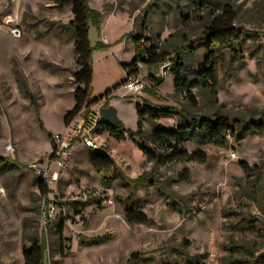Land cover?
<instances>
[{
	"label": "rangeland",
	"instance_id": "obj_1",
	"mask_svg": "<svg viewBox=\"0 0 264 264\" xmlns=\"http://www.w3.org/2000/svg\"><path fill=\"white\" fill-rule=\"evenodd\" d=\"M224 2L238 9V27L259 35L247 39L245 61L236 65V72L220 65L216 93L192 88L193 104L185 92L175 89L171 58L177 48L191 44L194 51L183 55L185 74L198 77L210 41L202 31L209 12L219 13ZM89 4L106 14L123 13L129 22L145 16L147 37L138 42L126 32L115 41L126 27L115 16L113 22L107 20L106 34L90 25L93 79L86 106L90 104L92 111L108 102L117 109L127 135L117 139L103 127L95 132V141L117 168L108 173L93 167L89 152L95 150L75 144L58 183L49 187L56 211L46 227L47 205L28 165L50 158L52 131L64 129L62 115L73 106L72 4L0 0V155L20 162L0 169V264L24 261L23 246L42 232L49 246L44 264H128L134 252H141V258L133 264H187L188 259H202L203 264H264V134L242 131L227 148L191 138L185 147L204 152L207 162L166 164L150 161L128 135L137 129L136 106L144 102L264 124V81L252 53L264 42V0H89ZM104 36L109 43L103 42ZM152 43L165 54V61L145 62L140 70L145 87L131 93L123 86L131 70L124 64ZM158 121L175 127L179 117ZM143 124L150 134L154 122L145 119ZM9 143L14 151L6 149ZM185 169L191 174L188 181L178 177ZM142 174L155 185L127 180ZM126 202L140 207L150 224L129 225ZM94 238L98 243H91Z\"/></svg>",
	"mask_w": 264,
	"mask_h": 264
},
{
	"label": "trees",
	"instance_id": "obj_2",
	"mask_svg": "<svg viewBox=\"0 0 264 264\" xmlns=\"http://www.w3.org/2000/svg\"><path fill=\"white\" fill-rule=\"evenodd\" d=\"M60 7L66 1H71L73 18L69 25L74 33V54L79 64V69L73 72V82L77 84L74 90L75 105L72 110L66 112L64 116L65 124L74 116H76L83 108L90 109L89 95L91 91V83L93 79V70L91 66L92 47L89 40V28L93 24L101 31L103 19V11L91 7L89 0H54ZM195 0H192V2ZM211 15L207 19L203 34L210 36L207 53L203 60L202 67L198 73V77L190 78L185 74L186 63L184 62V54L193 52L191 44L181 46L175 50L172 72L174 74V86L176 90L183 91L193 104H195V96L192 93L194 87H204L211 92L216 93L218 85V71L220 65H226L227 70L236 72V65H240L245 61L244 45L247 39L256 38L259 33L243 27H238V9L228 2H224L219 13L210 11ZM186 19V18H185ZM184 19V20H185ZM147 27V18L136 16L132 24V30L129 34H134L137 41ZM141 30V32H139ZM257 52H252L256 56V65L260 67V72L264 81V42L259 43ZM141 59L151 65L162 63L165 61V54L158 52V45L153 44L146 48L144 53H135L134 59L130 63H125V68L135 69L137 61ZM130 70V71H131ZM156 83L158 79L155 78ZM152 90L151 88H147ZM27 93V91H26ZM110 106L106 102L103 107ZM137 113L139 120L136 130H129L128 135L139 143L140 148L147 155L150 161L158 164H166L169 162H187L195 160L200 163L207 162V156L202 151H189L184 143L195 138L200 142L212 143L220 148H227L231 138H239L242 131L264 134V124L254 122V120H244L241 118L230 117L226 114L216 113L214 115L191 114L183 110H177L175 107L167 104L152 105L149 102L137 104ZM179 117V122L175 127H167L158 120L161 118ZM150 119L154 122V127L150 134H146L144 130V120ZM102 127L117 139H123L127 135V129L119 121L117 126H111L100 120ZM90 161L99 172L108 173L115 167L113 159L108 153L102 149L89 152ZM243 167H247L241 162ZM20 165L17 158L9 155H0V169ZM116 172H118L116 170ZM189 170H182L179 179L188 181L190 179ZM38 179V187L41 196L45 199L46 204L50 202V188ZM133 185L150 184L155 185L151 177L146 178L140 175L136 178H127ZM131 198V197H130ZM125 220L131 226L148 225L151 219L140 210L135 203H125ZM253 228V225H251ZM63 232V224L60 228V237ZM31 243L23 246V256L25 264H44L46 252L49 249L46 234L42 232L41 236L30 238ZM99 238L91 240L92 244L98 243ZM83 243V241H81ZM164 249V248H162ZM158 250V249H157ZM62 253V252H61ZM141 252H134L128 259V264L139 262ZM187 264H203L202 259H188Z\"/></svg>",
	"mask_w": 264,
	"mask_h": 264
},
{
	"label": "built area",
	"instance_id": "obj_3",
	"mask_svg": "<svg viewBox=\"0 0 264 264\" xmlns=\"http://www.w3.org/2000/svg\"><path fill=\"white\" fill-rule=\"evenodd\" d=\"M146 27L143 34L138 39V42L144 41L147 37ZM145 66V62L141 59L137 61L135 69H132L127 74V78L123 83V86L127 91L131 93L141 92L145 87V82L140 70ZM100 109L97 108L92 110L88 116L80 120H71L65 124L64 129L61 131H55L51 134L52 151L50 158L46 161L34 160L28 167L37 177L41 178L42 181L48 186L52 187L56 185L60 179L61 171L65 168L67 160L73 154L75 144L82 142L88 148L93 150L100 149L99 144L95 141L94 134L99 127L101 115ZM6 149L8 151H14L12 144H7ZM44 203L45 199L43 198ZM108 202H112L109 200ZM47 207L43 210V225L47 227L51 218L54 216L56 211V204L50 202L46 204Z\"/></svg>",
	"mask_w": 264,
	"mask_h": 264
},
{
	"label": "crops",
	"instance_id": "obj_4",
	"mask_svg": "<svg viewBox=\"0 0 264 264\" xmlns=\"http://www.w3.org/2000/svg\"><path fill=\"white\" fill-rule=\"evenodd\" d=\"M94 8H97V9H102L101 7H99V6H96V7H94ZM113 16H115L116 18H117V20H120L124 25H125V23H126V27L122 30V31H120L119 33H118V35L116 36V40L115 41H121V39H122V35H125V33L127 32L128 34H129V32L132 30V24H133V22H129V19H130V17H128V16H126V15H124L123 13H118L117 15L116 14H106L105 12L103 13V19H102V24H101V32H102V34H106L105 33V25H106V23H107V20L109 21L110 20V22L113 20ZM135 18V17H134ZM134 18H133V21H134ZM113 22V21H112ZM139 32H141V30L139 31ZM132 34V33H131ZM131 34H129V36L130 37H132V40H135L134 39V34L133 35H131ZM136 41V40H135ZM74 42H75V38L74 39H72L71 40V50H72V53H73V57H74V60L76 61V57H75V54H74ZM103 42L104 43H107L108 42V39H107V37L106 36H104L103 37ZM109 43V42H108ZM120 44V43H119ZM121 48H122V51H125L124 49H123V47H122V45H121ZM134 55H135V53H134ZM76 64H75V66L73 67V71L71 72V76H72V78H73V72L74 71H76L77 69H79V64L77 63V61L75 62ZM74 85H75V87L77 88V84H75V83H73ZM76 88H74V89H76ZM73 96H74V93H73ZM74 105H75V97H74V102H73V106L71 107V109H68V111L69 110H72V108L74 107ZM66 112L67 111H65L64 113H63V127L65 126V122H64V116H65V114H66ZM91 111H89V110H86L85 108H83L76 116H74V117H72L68 122H70L71 120H80L81 118L82 119H84V118H86L87 116H88V114L90 113ZM85 113V115H82V114H84ZM67 122V123H68ZM66 123V124H67ZM62 127V128H63ZM55 131H58V130H54V131H52V132H55ZM51 133V132H50ZM51 148H52V142H51ZM45 161V160H44ZM38 178V177H37ZM50 194V193H49ZM20 264H25V262L24 261H22Z\"/></svg>",
	"mask_w": 264,
	"mask_h": 264
},
{
	"label": "water",
	"instance_id": "obj_5",
	"mask_svg": "<svg viewBox=\"0 0 264 264\" xmlns=\"http://www.w3.org/2000/svg\"><path fill=\"white\" fill-rule=\"evenodd\" d=\"M166 69L167 68H164V70ZM100 115L102 121L111 126H117L120 121L117 114V109L113 106L101 107ZM74 245L76 246V242L74 243Z\"/></svg>",
	"mask_w": 264,
	"mask_h": 264
}]
</instances>
